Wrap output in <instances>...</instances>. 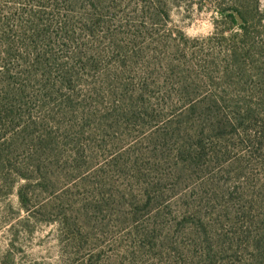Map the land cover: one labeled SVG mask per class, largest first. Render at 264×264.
Listing matches in <instances>:
<instances>
[{
    "label": "rangeland",
    "instance_id": "rangeland-1",
    "mask_svg": "<svg viewBox=\"0 0 264 264\" xmlns=\"http://www.w3.org/2000/svg\"><path fill=\"white\" fill-rule=\"evenodd\" d=\"M64 6L10 85L0 264H264V0Z\"/></svg>",
    "mask_w": 264,
    "mask_h": 264
},
{
    "label": "trees",
    "instance_id": "trees-1",
    "mask_svg": "<svg viewBox=\"0 0 264 264\" xmlns=\"http://www.w3.org/2000/svg\"><path fill=\"white\" fill-rule=\"evenodd\" d=\"M21 3V7L18 14L21 16V26L25 30L21 32L18 37L21 41V48L12 45L9 38V32L3 25L1 20L3 18V9H0V167H5L6 161L11 151L9 149L15 145V141L20 138L24 132V127L20 122V114L17 112V106L15 103L16 90L10 87L11 83L17 78L19 74L17 67L19 65L36 63L41 59L39 41L43 39L44 32L51 28V26H58L57 30L65 28L66 22L63 20L64 14L62 9H65L64 4L68 0H18ZM63 5V8L61 7ZM235 12L239 14L242 19V23L239 24L243 29V33L247 32V20L243 13L239 9H235ZM226 16L231 18L232 21H237L235 13L228 9ZM60 17L59 20L54 21ZM264 19V15H261V20ZM260 20V21H261ZM264 26V25H263ZM237 35V34H236ZM29 41V42H27ZM28 57L22 55L25 53ZM45 58L43 57L42 60ZM189 158L193 157V154H188ZM21 202L24 200L23 194H19Z\"/></svg>",
    "mask_w": 264,
    "mask_h": 264
},
{
    "label": "water",
    "instance_id": "water-1",
    "mask_svg": "<svg viewBox=\"0 0 264 264\" xmlns=\"http://www.w3.org/2000/svg\"><path fill=\"white\" fill-rule=\"evenodd\" d=\"M235 17H236L237 21L242 22V19L239 17V15L237 13H235Z\"/></svg>",
    "mask_w": 264,
    "mask_h": 264
}]
</instances>
